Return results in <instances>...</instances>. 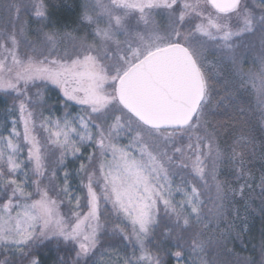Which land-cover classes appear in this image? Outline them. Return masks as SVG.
<instances>
[{
	"label": "snow or ice",
	"instance_id": "1",
	"mask_svg": "<svg viewBox=\"0 0 264 264\" xmlns=\"http://www.w3.org/2000/svg\"><path fill=\"white\" fill-rule=\"evenodd\" d=\"M55 7L0 0V264H264V0Z\"/></svg>",
	"mask_w": 264,
	"mask_h": 264
},
{
	"label": "trees",
	"instance_id": "2",
	"mask_svg": "<svg viewBox=\"0 0 264 264\" xmlns=\"http://www.w3.org/2000/svg\"><path fill=\"white\" fill-rule=\"evenodd\" d=\"M25 2L27 3L28 0H25ZM53 3L56 4V7L54 9H52V20L53 22L56 24L57 27H65L67 28L68 31L72 30L73 28L77 27V20H78V16H79V12H80V8L79 5L82 3V0H53ZM30 8V5H29ZM26 19H29L30 22H32V26L33 28L36 27L35 24V17H25ZM54 93V92H52ZM56 98L53 99L50 102V104L55 105V100H58V102H60V100L58 99L59 95H54ZM0 99H3L5 101H7L9 103V101H12L11 96H7L3 93H0ZM243 100L245 102L247 101H252L253 98L248 95L247 93L244 94L243 96ZM62 102V101H61ZM257 137H259L260 135H264V133H261L259 130H257L256 133ZM258 201H256V205L258 206ZM249 224H250V229H249V233H248V239H247V243L249 245V247L247 249L244 250V252L246 254H251L252 253V245H255L258 243L259 241V237H260V231L261 228L264 227V221H262L261 217L259 216L258 213H256L255 215H252L249 217ZM156 241H159L161 243L162 246H168L167 242L164 240V237L162 235L157 234L156 236ZM105 247H112L114 246L115 248L119 249L122 253L127 251V252H131V246H128L127 248L125 247L126 242L122 241V240H114V241H110V242H103ZM153 248L156 247L155 242H153L152 245ZM236 248L237 251H240L241 249V244L240 241L236 242ZM173 251H175V249H173ZM56 256H57V250L55 245H49L48 248H45L42 250V259L45 261V264H54V261L56 260ZM99 259V257H98ZM101 264H109L108 258L104 257V260L101 261ZM170 264H175V260L172 259L170 261Z\"/></svg>",
	"mask_w": 264,
	"mask_h": 264
},
{
	"label": "rangeland",
	"instance_id": "3",
	"mask_svg": "<svg viewBox=\"0 0 264 264\" xmlns=\"http://www.w3.org/2000/svg\"><path fill=\"white\" fill-rule=\"evenodd\" d=\"M157 19L160 20L161 24L164 23V21L161 20L160 17H157ZM70 31H71V30H70ZM209 59H213V57L210 56ZM52 92H54V93H52ZM54 95H59L58 91H56V90H52V91H49V92L47 93V96H48V103H49V105L52 106V113H53L54 115H62V114H63V105H62V102H61V101L58 102V100H55V105L53 104V102H52V104H50V102L52 101V98H53V99L56 98ZM11 104H12V101H9V103H8L7 101H5V100H3V99H0V129L3 128L4 123H5V119H4V118H5V115H6V111H5V110H6L8 107H10ZM77 110H78V109H77ZM46 114H47V113H46ZM10 119H11V117H9V120H10ZM8 126L10 127V124H9ZM4 134L7 135L6 132H5ZM77 166H78V162H76V161H72V162H70V164H69V168H70V169H74V168H76ZM72 184H73V187L78 186V185H79V180L74 178V179L72 180Z\"/></svg>",
	"mask_w": 264,
	"mask_h": 264
}]
</instances>
